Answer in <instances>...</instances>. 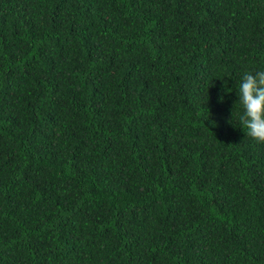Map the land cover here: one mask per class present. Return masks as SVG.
I'll return each instance as SVG.
<instances>
[{"label":"trees","instance_id":"1","mask_svg":"<svg viewBox=\"0 0 264 264\" xmlns=\"http://www.w3.org/2000/svg\"><path fill=\"white\" fill-rule=\"evenodd\" d=\"M259 68L264 0H0V264H264Z\"/></svg>","mask_w":264,"mask_h":264},{"label":"clouds","instance_id":"2","mask_svg":"<svg viewBox=\"0 0 264 264\" xmlns=\"http://www.w3.org/2000/svg\"><path fill=\"white\" fill-rule=\"evenodd\" d=\"M235 89L239 101L236 113L239 126L247 136L264 141V68L245 71ZM232 116L233 109L230 120Z\"/></svg>","mask_w":264,"mask_h":264}]
</instances>
